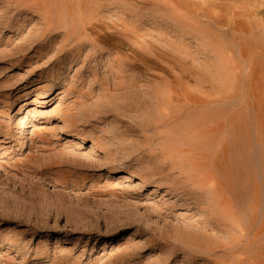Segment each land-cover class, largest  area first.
Masks as SVG:
<instances>
[{
  "label": "rangeland",
  "instance_id": "rangeland-1",
  "mask_svg": "<svg viewBox=\"0 0 264 264\" xmlns=\"http://www.w3.org/2000/svg\"><path fill=\"white\" fill-rule=\"evenodd\" d=\"M51 1L0 0V264H264V0Z\"/></svg>",
  "mask_w": 264,
  "mask_h": 264
},
{
  "label": "bare ground",
  "instance_id": "bare-ground-1",
  "mask_svg": "<svg viewBox=\"0 0 264 264\" xmlns=\"http://www.w3.org/2000/svg\"><path fill=\"white\" fill-rule=\"evenodd\" d=\"M57 1H58V0H52L51 2L56 4ZM56 39H57V38H56ZM226 145H228V144H226ZM215 164H216V163H215ZM217 166H218V165H217ZM222 167H223V166H222ZM217 178H218V177H217ZM219 180H220V179H219ZM222 181H223V180H222ZM224 183H225V182H224ZM208 184H209V183H208ZM216 187H217V186H216ZM214 202H215V201H214ZM229 202H230V201H229ZM208 220H209V219H208ZM208 224H209V223H208ZM207 227H208V226H207Z\"/></svg>",
  "mask_w": 264,
  "mask_h": 264
}]
</instances>
